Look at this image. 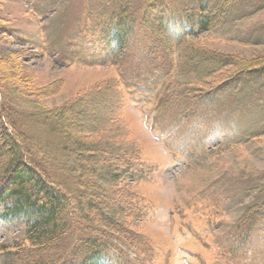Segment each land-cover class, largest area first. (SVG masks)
<instances>
[{"label":"rangeland","instance_id":"374dc122","mask_svg":"<svg viewBox=\"0 0 264 264\" xmlns=\"http://www.w3.org/2000/svg\"><path fill=\"white\" fill-rule=\"evenodd\" d=\"M113 7L119 2L0 0V77L16 94L7 102L12 114L32 143L55 152L62 136L32 114L83 98L75 110L88 136L139 150L140 179L121 182L115 198L123 200L130 189L141 211L128 215L122 246L108 254L109 264H264V74L241 76L210 101L192 103L178 96L180 89L212 87L224 73L216 80L188 73L166 82L164 68L151 67L135 50L116 54L95 20ZM193 43L240 60L263 57L264 0H238L219 27ZM111 80L119 81L118 96L103 89ZM20 89L26 94L18 97ZM241 106L254 111L239 114ZM191 109L197 112L186 117ZM26 222L23 216L0 220V257L22 241ZM75 240L71 234L62 244L68 259ZM4 258L0 264H14Z\"/></svg>","mask_w":264,"mask_h":264},{"label":"trees","instance_id":"16d2710c","mask_svg":"<svg viewBox=\"0 0 264 264\" xmlns=\"http://www.w3.org/2000/svg\"><path fill=\"white\" fill-rule=\"evenodd\" d=\"M113 1H118L120 8L102 10L95 20L102 39L116 54L135 50L151 67L164 68L166 82L188 73L200 80L214 75L216 80L215 74L224 73L227 78L212 87L180 89L178 96L192 103L210 101L241 76L264 74V56L240 60L193 43L198 35L219 27L238 0H194L197 5L180 7L170 0H141L135 7L133 0ZM116 85L120 86L119 81L111 80L103 89L112 88L118 96ZM16 91L18 97L20 92L26 94L25 90ZM13 93L0 77V220L23 216L27 222L22 241L15 244L14 251L4 253L2 249L0 260L12 257L9 260L14 264H109L108 254L122 246L128 215L141 211L132 202L130 189L123 193V200L115 198L121 182L140 179L135 168L139 150L125 141L116 149L112 143L88 136L90 131L80 123L82 116L75 110L83 98L58 108L43 106L32 114L34 122L40 120L43 127L62 136L57 151L45 149L39 142L32 143L28 130L20 126V117L12 114L7 102L16 95ZM252 111L241 106L239 114ZM196 112L187 110L186 117ZM116 126L122 132L128 128L124 121ZM108 148L116 152L105 153ZM100 160L104 165L100 166ZM71 234L76 240L68 259L62 244Z\"/></svg>","mask_w":264,"mask_h":264},{"label":"bare ground","instance_id":"6f19581e","mask_svg":"<svg viewBox=\"0 0 264 264\" xmlns=\"http://www.w3.org/2000/svg\"><path fill=\"white\" fill-rule=\"evenodd\" d=\"M113 130L115 131V130H116V128H115V129L113 128Z\"/></svg>","mask_w":264,"mask_h":264}]
</instances>
